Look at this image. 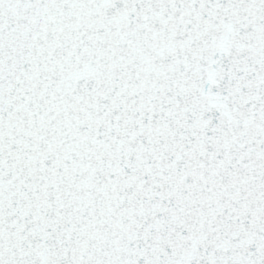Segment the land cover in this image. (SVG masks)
Wrapping results in <instances>:
<instances>
[{
	"label": "snow or ice",
	"instance_id": "1",
	"mask_svg": "<svg viewBox=\"0 0 264 264\" xmlns=\"http://www.w3.org/2000/svg\"><path fill=\"white\" fill-rule=\"evenodd\" d=\"M0 264H264V0H0Z\"/></svg>",
	"mask_w": 264,
	"mask_h": 264
}]
</instances>
